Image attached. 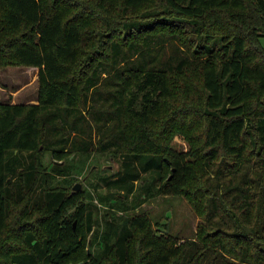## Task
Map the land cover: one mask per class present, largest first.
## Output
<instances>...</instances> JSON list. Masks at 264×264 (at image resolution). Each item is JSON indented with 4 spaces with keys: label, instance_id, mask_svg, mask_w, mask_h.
Here are the masks:
<instances>
[{
    "label": "trees",
    "instance_id": "1",
    "mask_svg": "<svg viewBox=\"0 0 264 264\" xmlns=\"http://www.w3.org/2000/svg\"><path fill=\"white\" fill-rule=\"evenodd\" d=\"M262 36L264 0H0V63L39 67L37 102L0 100V264H264ZM93 151L121 159L102 219L57 183ZM141 178L189 199L195 236L119 213Z\"/></svg>",
    "mask_w": 264,
    "mask_h": 264
},
{
    "label": "rangeland",
    "instance_id": "2",
    "mask_svg": "<svg viewBox=\"0 0 264 264\" xmlns=\"http://www.w3.org/2000/svg\"><path fill=\"white\" fill-rule=\"evenodd\" d=\"M262 44L264 45V36L261 37ZM39 67L34 65H22V64H9L2 65L0 63V100L2 101H12V102H37L39 96ZM173 144L179 149L187 150L190 145L188 140L180 134H175L173 138ZM43 147V145H41ZM90 156V157H89ZM87 157L86 153L82 154L75 152L68 160H60V164L67 166L68 172L65 175H58V184H65L73 190V186L76 183L81 185L78 190L85 191L91 190L95 195L94 203L92 207L98 218L102 219L104 214L109 209H114L110 207L109 203H102L99 200L100 194H106L108 188L104 184V181L100 179L102 174H108L107 170H103L102 166H109L113 170L119 167L120 157L111 159L109 153L99 154L93 151ZM40 157L43 161V170L50 169L49 163L53 159V154L49 150H44L41 152ZM24 165L27 166L31 160V155L29 152L23 154ZM73 160V162H72ZM73 163L74 165H69L68 163ZM121 162V161H120ZM76 164V165H75ZM92 165H97L94 169L89 168ZM108 172V173H104ZM87 175V177H85ZM143 178L136 180V187L134 193L129 194L125 201H119L121 206H126L125 209H120L115 207L119 213L122 214H143L150 217L154 222L155 226L159 231L169 232L171 234H178L180 237H193L196 235V230L201 216L193 208L191 202L184 194H157L155 196L147 197L144 199L141 191V184ZM121 192V191H120ZM139 197V198H137ZM143 201L136 206H132L135 200ZM21 205H13L14 214L20 212ZM110 207V208H109ZM13 214V212H11ZM29 220V215L25 221ZM156 220H159L161 224H156ZM104 221H102L103 223ZM160 228V229H159ZM14 232L12 231L11 234ZM13 239V238H11ZM89 250V249H88ZM83 262L85 260H80L78 262ZM77 263V262H76Z\"/></svg>",
    "mask_w": 264,
    "mask_h": 264
},
{
    "label": "water",
    "instance_id": "3",
    "mask_svg": "<svg viewBox=\"0 0 264 264\" xmlns=\"http://www.w3.org/2000/svg\"><path fill=\"white\" fill-rule=\"evenodd\" d=\"M81 188V185L79 183H76L74 186H73V190H78ZM71 264H84L82 261L81 262H77V263H71Z\"/></svg>",
    "mask_w": 264,
    "mask_h": 264
}]
</instances>
